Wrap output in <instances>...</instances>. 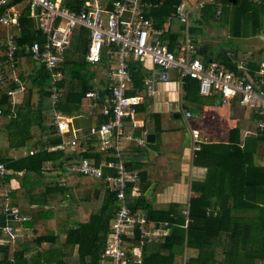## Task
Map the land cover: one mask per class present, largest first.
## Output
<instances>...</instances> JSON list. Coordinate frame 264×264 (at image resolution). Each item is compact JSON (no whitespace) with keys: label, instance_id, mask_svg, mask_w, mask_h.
Instances as JSON below:
<instances>
[{"label":"trees","instance_id":"16d2710c","mask_svg":"<svg viewBox=\"0 0 264 264\" xmlns=\"http://www.w3.org/2000/svg\"><path fill=\"white\" fill-rule=\"evenodd\" d=\"M17 1L20 0H11L7 5ZM82 1L67 0V4L71 9L79 10ZM113 1L101 0L105 8H111ZM143 1L145 15L153 20L155 27L161 28L181 0ZM5 6H0V10ZM206 10L211 11L209 16L218 15L219 10L218 16L224 21L230 13L235 35L257 34L263 27L264 2L258 0H213L204 3L202 12ZM250 27L253 29L247 31ZM183 29L181 23L178 30ZM243 29L246 30L242 32ZM168 33L172 35L168 49L177 54L175 43L179 33L174 32L173 21ZM173 33L176 34L173 36ZM43 38L35 19L24 6L18 33L13 36L17 50L12 67L25 85L19 100L14 101L8 94L9 90L18 87L8 72L10 65L5 66L7 78L0 82V161L7 169V173L0 175V194L7 192L8 205L16 206L19 214L30 216L22 223L24 230L29 232L0 242V264H101L100 253L117 202L105 177L113 171L107 172L106 168L103 176L92 177L71 170L81 156L94 157L101 162L104 154L101 140L88 137L85 143L78 139L71 150L59 147L62 135L52 122V113L56 109L70 115L89 114L92 125L108 120V116L103 115V101L111 82L109 63L104 56L100 63L87 62L89 32L85 27L75 28L64 61L57 68L62 74L57 83L62 95L57 103H52L48 90L49 70L25 52L27 44ZM5 52L4 47L0 48V58ZM137 63V60L129 61L131 79L126 92L145 95L143 74ZM225 66L240 71L230 59ZM183 86L186 97L199 92V82L195 78L185 76ZM90 90L95 92L94 96H86ZM146 108V101L138 104L135 118L145 117ZM150 116L154 118V124L159 122L158 114L150 113ZM148 128L158 131L152 123H148ZM140 130L137 128V134ZM123 132L129 133L130 128L125 126ZM2 138L7 141L5 146ZM258 139H264V128L258 133ZM236 142L201 145L194 163L203 162L200 159L205 156H211V162L204 181L192 182L191 189L198 195L190 198L187 214L178 203H172L166 209L152 206L145 195L147 173L156 168L159 160L148 168L145 160L138 156L142 150L135 142L123 149L121 155L125 165L138 174L141 190L134 193L132 185H128L126 201L131 210L134 213L146 211V227L168 222V233L159 241L143 246L139 261L133 255V246L139 242V232L135 230L134 238L128 239L127 264H179L186 248L197 250L196 255L189 258L192 263L264 264V162L253 160L254 153L247 148V143L241 148ZM152 146L158 147L157 143ZM21 149L26 151L18 156L7 153ZM65 167H69L68 170ZM12 180L18 181L16 187H11ZM64 197L76 199L75 205H63ZM4 201L0 195V215ZM73 207L77 208L79 216L75 221H72L75 218ZM4 223L1 215L0 225ZM0 238L7 239V235L0 232ZM88 257L90 262H87Z\"/></svg>","mask_w":264,"mask_h":264},{"label":"built area","instance_id":"2783aa9c","mask_svg":"<svg viewBox=\"0 0 264 264\" xmlns=\"http://www.w3.org/2000/svg\"><path fill=\"white\" fill-rule=\"evenodd\" d=\"M10 1L0 0V6L6 5L0 10V28L17 26L21 10L27 6L30 17L35 19L44 38L42 41L27 44L25 52L49 70L48 90L52 103H57L62 95V89L57 85L62 74L57 68L64 61V53L71 43L75 28L85 27L89 32V45L85 54L87 62L100 63L104 56L109 63L108 75L111 82L103 101V115L108 116V120L98 125H90L86 133L87 137L101 140V149L105 156L101 162H97L93 157L81 156L70 169L92 177L103 176L105 168L113 171L105 177L117 202L100 253V263L127 264L128 239L134 238L135 230L139 232V242L133 246V255H136L139 261L144 244L157 242L168 233V222L162 221L155 227H146L147 218L144 214L134 213L126 201V189L129 184L132 185L134 193L139 192V177L136 172L127 169L121 155L122 138H131V135L123 132V128L126 120H130L134 126L139 124L135 118L137 105L145 99L142 95L126 92L131 79L129 59L134 57L140 63L149 59L159 69L155 79L145 81L149 95L154 94V82L166 81L169 71L173 70L180 80L185 76L197 79L201 95L208 96L217 92L225 98H236L241 105L257 110L262 116L264 61H260L252 77L248 75L243 64L238 66L240 71L229 70L217 61L205 64L188 34L190 19L184 1L177 3L170 15L179 19L186 27L179 54L160 43L163 30L155 27L153 20L145 15L143 0H114L111 8L103 7L101 0H83L79 10L71 9L67 0H20L7 5ZM2 47L6 52L5 56L0 58V82L7 78L5 66L10 65L8 72L13 82L18 84L17 89L8 91L13 97L16 91L22 92L25 85L12 67L17 50L12 35L7 34L0 40V48ZM94 95L93 90L86 93L89 97ZM191 115L190 111L185 112V117ZM52 116L53 124L62 135L59 147L74 146L78 129L71 125L73 116L56 109L53 110ZM259 127L264 128V119L259 122ZM190 132L193 139L192 148L199 150L203 142L200 131L192 127ZM68 133L70 138L66 136ZM136 140L138 143L144 142L142 138ZM5 173L7 169L0 161V175ZM6 199L5 196L1 205V215L4 216L5 223L0 225V232L7 235V239L0 238V242L20 235L24 231L22 223L30 219L29 215L19 214L16 206L10 207ZM184 213L187 214V210H184Z\"/></svg>","mask_w":264,"mask_h":264},{"label":"crops","instance_id":"0c3cea01","mask_svg":"<svg viewBox=\"0 0 264 264\" xmlns=\"http://www.w3.org/2000/svg\"><path fill=\"white\" fill-rule=\"evenodd\" d=\"M181 1L185 2L186 8L188 7L190 19L188 34L192 43L196 46L197 53L201 60L205 64L210 61H217L226 68L225 64L228 63L230 59L237 67L243 64L248 75L250 77L254 76L260 61H264V23L257 34H249L247 36H243V34L235 35L231 27L230 13L227 20L224 21L218 16L219 13L217 12L216 14L218 15L216 16L218 17L215 15L209 16L211 11L208 10H206L205 13L202 12L204 3L213 0ZM258 1L264 2V0ZM172 21L174 22V32L179 33L175 43L177 46L176 52L179 54L180 47L186 35V27L179 19L169 16L161 27L163 33L159 41L165 46L169 45V39L172 35L168 32ZM181 23L184 25V29L178 30ZM249 24L252 26V23L249 22ZM10 27L16 28L18 33L19 22L17 26ZM190 28L191 30H189ZM252 29L253 27L247 28V31H251ZM244 30L246 29H243L242 32H244ZM174 34L176 33H173V36ZM224 48L235 49L236 58L234 59L231 54L223 51ZM131 59L136 62L134 57H131L129 61ZM138 63L140 72L143 74L145 95H137L145 97L141 103L147 102L146 115L143 118H137L139 123L137 126L132 125L130 120L125 121L124 127L130 128V132L125 134L131 135V138H122L121 145L123 151V149H127L130 146L131 142H135V145L140 151L142 150V153L138 156L145 160L148 168L154 166L156 159L159 160L157 164H155L156 168L149 170L147 173L146 180V190L153 185L149 194H146L145 190V195L150 198L154 208L166 209L170 204L178 203L184 210H187L190 198L198 195V192L191 189L192 182L204 181L207 176L208 164L211 162V156L202 157L200 160L203 162L199 164L194 163V157L200 149L193 150L192 148L193 139L190 132L192 127L199 129L201 138L203 139L201 145L206 142H222L227 144L229 142L231 143L232 140H237L236 143L241 148L247 143V148L254 153L253 160L255 162H264V139H258V133L263 129L259 127V122L264 119V116L257 110L241 105L236 98H225L217 92L208 96L195 92L189 97H186V91L183 86L184 78L180 80L176 71L173 70L169 71V78L166 81L159 80L154 82V94L149 95L148 85L145 81L151 80L152 78L155 79L159 69L153 65L149 59L144 63ZM21 93L20 91L15 92L13 96L14 101L19 100ZM186 111L192 113L188 118L185 117ZM150 113L159 115V122L157 124L155 123L156 125ZM72 116L71 125L78 129L76 132L77 140L80 139L85 143V140L88 138L86 135L87 129L92 125L91 117L89 114H77ZM148 123H152L153 128L155 127L158 131L150 130L148 128ZM137 128L141 129L139 134L136 132ZM149 132L155 135L153 142L147 141L146 139V134ZM66 136L67 138L71 137L70 133ZM137 138L144 139V142L138 143L136 140ZM156 143L158 147L155 148L152 145ZM72 148L73 146H69L65 149L71 150ZM223 150L224 149H222V151ZM162 153H164V155H161ZM104 156L105 155L102 154V158H104ZM68 168L69 167H65V170H68ZM106 171L111 172V169L107 168ZM17 185V180L11 181V187H16ZM139 191H141L140 186ZM0 195L5 198V196L7 197V192H2ZM212 199L214 200L215 198ZM75 200L76 199L70 197H64L62 204L73 205L72 203H74ZM72 210L73 217H75L72 221H75L78 219L76 217H79L78 210L76 207H73ZM74 212L77 214H74ZM138 212L144 214L146 217L145 210H139ZM238 213L241 212L239 211ZM24 231L25 233L29 232L27 229ZM196 253L197 250L194 248L184 249L179 264H183L184 262L200 264L189 261V258L196 255ZM87 262H90L89 257Z\"/></svg>","mask_w":264,"mask_h":264},{"label":"rangeland","instance_id":"374dc122","mask_svg":"<svg viewBox=\"0 0 264 264\" xmlns=\"http://www.w3.org/2000/svg\"><path fill=\"white\" fill-rule=\"evenodd\" d=\"M188 8V7H187ZM17 33V29L16 28H13V27H1L0 28V37H3V36H5V35H14V34H16ZM4 38V37H3ZM1 141H2V144L5 146L6 144H7V141H6V139L4 138H2L1 139ZM25 149H21V150H8L7 151V153L9 154V155H13V156H18L19 154H22V153H24L25 151H24Z\"/></svg>","mask_w":264,"mask_h":264},{"label":"water","instance_id":"95a60500","mask_svg":"<svg viewBox=\"0 0 264 264\" xmlns=\"http://www.w3.org/2000/svg\"><path fill=\"white\" fill-rule=\"evenodd\" d=\"M223 51H226L227 53L231 54V56L235 59L236 58V50L235 49H230V48H224ZM154 133H147L146 134V139L147 141L153 142L154 141ZM153 188V185L149 187V189L146 190V194L150 193V190Z\"/></svg>","mask_w":264,"mask_h":264}]
</instances>
